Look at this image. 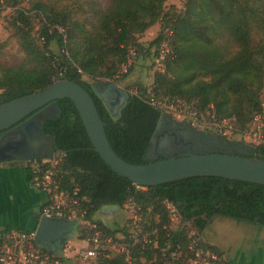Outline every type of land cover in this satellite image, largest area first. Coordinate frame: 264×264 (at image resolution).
<instances>
[{"label": "trees", "instance_id": "1", "mask_svg": "<svg viewBox=\"0 0 264 264\" xmlns=\"http://www.w3.org/2000/svg\"><path fill=\"white\" fill-rule=\"evenodd\" d=\"M23 1L0 0V16L6 8L14 10L11 30L24 53L18 67L0 68V105L43 91L62 78L75 82L94 98L114 151L134 165L147 164V149L165 115L149 103L151 98L196 102L201 118L227 120L240 134L248 131L255 115L263 111L264 0H187L180 12L174 7L166 10L168 0H110L106 8L90 1L82 8L88 15L82 21L70 9L40 1L25 9ZM36 17L42 23L37 35L33 34ZM158 23L160 34L146 48L139 38ZM55 27H62L65 33ZM166 30L174 34V57L154 75L151 87L140 84L134 87L137 94L129 92L120 119L114 121L103 100L92 91L93 84L84 78L93 83L126 80L132 69L118 79L116 76L130 51L154 58ZM53 43L58 53L53 52ZM57 104L60 119L45 121L43 131L63 151L57 167L64 184L80 187L88 207L87 219L101 227L103 237L117 242V234L127 237L129 220L124 227L112 229L94 218L102 208L123 209L130 200L139 213L151 219L149 231L161 247L170 242L185 248L190 241L184 227L175 231L166 228L168 217L162 205L166 200L178 208L183 224L195 219L193 225L200 234L216 216L264 227V186L197 177L137 190L95 152L74 103L61 99ZM256 151L264 160V144L256 145ZM80 229L77 240L85 241L86 232ZM139 257L161 264L157 251ZM99 264H123V260L116 254L101 258Z\"/></svg>", "mask_w": 264, "mask_h": 264}, {"label": "water", "instance_id": "2", "mask_svg": "<svg viewBox=\"0 0 264 264\" xmlns=\"http://www.w3.org/2000/svg\"><path fill=\"white\" fill-rule=\"evenodd\" d=\"M93 92L101 99L114 93L124 98L114 121L121 117L129 93L116 84H112L103 94L96 86ZM70 99L76 106L93 149L118 176L129 179L144 188L169 184L197 177H218L224 180L238 181L264 186V160L258 157L256 147L241 143H222L208 141L209 144L225 151L237 154L188 153L164 157L163 160H150L146 152L147 164L134 165L124 161L114 151L108 139L105 123L102 121L92 95L79 84L62 78L43 91L23 96L0 105V143L6 136L20 135L21 139L0 146V165L5 163H28L49 159L58 161L64 156L58 149L52 136L46 135L43 126L47 120H59L61 111L57 101ZM162 117L159 122L160 126ZM116 212L120 210L116 207ZM207 219V217H204ZM195 221V219L192 221ZM77 223L64 219H51L42 216L37 231L36 243L53 255L63 249L70 235L77 231Z\"/></svg>", "mask_w": 264, "mask_h": 264}, {"label": "built area", "instance_id": "3", "mask_svg": "<svg viewBox=\"0 0 264 264\" xmlns=\"http://www.w3.org/2000/svg\"><path fill=\"white\" fill-rule=\"evenodd\" d=\"M61 34L65 33L62 27H55ZM173 31L166 30L160 41L153 63L161 71L168 59L174 57ZM137 55L136 50L129 53L127 63L123 66L122 72H127L132 66V58ZM121 72V73H122ZM119 74L116 76L118 79ZM104 82L112 83L111 80ZM137 94V91L130 92ZM149 103L162 110L188 114L194 121L200 118L196 102L189 103L186 100H169L151 98ZM264 103L263 111L255 115L254 128L244 133L245 137L258 144H264ZM220 136H226L232 131L227 120L211 121ZM49 159L28 162L32 170V182L35 188L48 195V201L43 207L42 216L51 219H64L76 221L86 232L88 246L81 249L74 259L66 256L53 255L47 252L36 243V232L6 231L0 236V264H99L101 258L109 259L106 246L113 248L122 258L123 264H153L154 260L147 262L145 257H139L147 251L158 253L161 264H223L221 258L211 245L202 240L200 234L190 236V241L185 248L172 245L166 242L163 247L153 239V232L149 231L151 219L139 213L133 200L125 204L124 208L133 207L134 216L129 218L128 235L121 237L114 243L113 238L103 240L101 227L88 220V207L81 197L80 187L73 184L71 187L64 184L60 176V169L50 166ZM136 185V184H135ZM137 190H144V187L136 185ZM168 225L166 228L171 231L181 223V215L178 208L170 201H164ZM158 217H155L157 220Z\"/></svg>", "mask_w": 264, "mask_h": 264}, {"label": "rangeland", "instance_id": "4", "mask_svg": "<svg viewBox=\"0 0 264 264\" xmlns=\"http://www.w3.org/2000/svg\"><path fill=\"white\" fill-rule=\"evenodd\" d=\"M37 1L44 2L59 9H70L72 14L80 21L88 18V15H85L82 11V8L86 7L88 2H99L105 8L110 4V0H24L21 4V7H24L25 9H31L32 4ZM186 1L187 0H168L165 4L166 10L174 7L178 12L184 11ZM32 15H35V12H32ZM13 16L14 10L11 8L4 9L0 16V68L18 67L24 60V53L20 48L19 41L12 34L11 19L13 18ZM34 25L35 30L33 34H36L40 29V26L42 25L40 17L35 18ZM160 30V24L158 23L150 30H148L145 34H143L139 38V42L142 43L146 48H148L149 44L158 37V35L160 34ZM51 48L53 52H59L58 47L55 43L52 44ZM153 59L154 58L152 56L145 58L143 56H138L137 54L132 58V67L130 68L132 69V71L129 77L124 81H116L115 84L126 90L128 93L137 91V89L134 88L136 85L143 84L145 87H151L154 81V75L159 72V70L153 63ZM121 72L119 74L120 77L125 73ZM84 79L87 80L90 84H94V81L87 78ZM167 111L169 112H165V115H169L177 123H184L187 125L189 123H193V127L199 131H204L206 129L210 130L211 132L218 133V131L213 126H211V120L207 119L206 117H200L198 121H194L188 114H179L170 110ZM252 128H254L253 122L250 125L249 130H252ZM222 137H225V141L230 143H244V145H251L254 147L258 145L257 142L247 139L244 134H240L233 130L226 136ZM49 161L52 163L51 165L53 168H57L58 161ZM109 208L113 209L111 208V206H109ZM114 209H116V207ZM135 211L136 210L133 209V207H125L117 213L112 211L108 215H103L100 211L94 219L96 221H100L101 223L109 226L112 229H118L124 227L127 224L128 219L134 216ZM179 227H184L188 231L190 236L200 234L192 223L183 224L181 222L176 227V229H178ZM203 234L209 237L214 244L226 250L228 256H232L234 258V261H237L238 264H244L246 262L247 264H255L256 261H263L264 259L258 254V252H260L259 249L264 248V227L262 226L244 221L239 222L227 217L216 216L213 218L209 227L203 232ZM121 235V233L117 234L115 239H120L122 237ZM200 237L203 241L206 240L204 236L202 237V234H200ZM106 239L107 237H104L103 240ZM116 242L117 241H114V243ZM106 249L107 251H109L107 253L111 257L116 256L117 252L114 250L112 251L113 248L111 247V245L106 246ZM71 251L76 252L77 249L71 248ZM218 251L219 252H217V254L224 263L225 255L220 250ZM241 254H247L248 257H240ZM262 256L264 257V254ZM260 264H263V262H260Z\"/></svg>", "mask_w": 264, "mask_h": 264}, {"label": "crops", "instance_id": "5", "mask_svg": "<svg viewBox=\"0 0 264 264\" xmlns=\"http://www.w3.org/2000/svg\"><path fill=\"white\" fill-rule=\"evenodd\" d=\"M47 201L48 195L34 187L32 170L28 163L13 162L0 165V236L6 231L36 232L42 218L43 207ZM111 208L113 209H110L109 206L104 207L101 213L108 215L112 211H117L114 209L115 207ZM76 223L78 225L77 231L70 235L69 241L57 253V256L74 259L81 249L88 246L86 240H77L80 225L78 222ZM203 236L207 244L215 246L225 255L223 264H238L232 256H228L226 250L214 244L209 237L202 233ZM71 248L77 249L78 252L71 251ZM259 251L258 254L264 258L262 256L264 248H260ZM242 256L248 257L247 254H241L240 257ZM260 262L264 264V259L263 261H256L255 264H260Z\"/></svg>", "mask_w": 264, "mask_h": 264}, {"label": "flooded vegetation", "instance_id": "6", "mask_svg": "<svg viewBox=\"0 0 264 264\" xmlns=\"http://www.w3.org/2000/svg\"><path fill=\"white\" fill-rule=\"evenodd\" d=\"M112 84L107 82H95L93 86H96L98 91L103 94ZM92 86V91H93ZM110 114L114 116L118 114L119 109L123 106L124 98L118 97L114 93L109 98L102 99ZM3 134H0V138ZM47 135V134H46ZM21 139L20 135L6 136L2 139L0 146H4L7 143L15 142ZM215 143H222L224 139L216 132L210 130L199 131L193 127V123L184 124L177 123L166 115L162 120L160 126L157 128L154 134L151 144L147 149L148 159L150 160H163L164 157H172L183 153H188L194 150L196 154L207 153H228L237 154L235 151H225L217 148L208 141Z\"/></svg>", "mask_w": 264, "mask_h": 264}]
</instances>
